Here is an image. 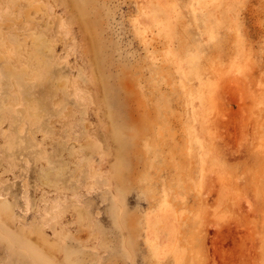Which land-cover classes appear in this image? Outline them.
Wrapping results in <instances>:
<instances>
[{"label":"rangeland","instance_id":"1","mask_svg":"<svg viewBox=\"0 0 264 264\" xmlns=\"http://www.w3.org/2000/svg\"><path fill=\"white\" fill-rule=\"evenodd\" d=\"M160 2L0 0V264H264V0Z\"/></svg>","mask_w":264,"mask_h":264},{"label":"bare ground","instance_id":"2","mask_svg":"<svg viewBox=\"0 0 264 264\" xmlns=\"http://www.w3.org/2000/svg\"><path fill=\"white\" fill-rule=\"evenodd\" d=\"M158 2H159V5H160L161 9L163 10L164 9L163 8V4L160 2V0H158ZM152 20L156 23V27L162 25V23H161L158 15L153 16V19ZM70 89L72 90V93L74 95L78 96L80 94L74 86L73 87H70ZM80 95H82V94H80ZM83 98L86 100V97L85 96ZM94 99H95V101H98V102L100 101V99L98 97V94L96 96L94 95ZM95 103H97V102H95ZM94 140L98 141L99 139L97 140L96 138H94ZM96 141H94V142H96ZM113 185H114V183H113ZM118 192H120V191H118ZM118 192H117V195H116V204H115V207H116V210H117L118 219L120 220V218H121V212H122V209L124 208V205H123V202H122L123 199L118 195ZM167 208H168V206H167ZM168 211H170L169 208H168ZM172 218H174V215H172ZM173 221H174V219H173ZM161 222H166V224H167V222H168L167 211H165L161 215H158V216L155 217V223L156 224L157 223H161Z\"/></svg>","mask_w":264,"mask_h":264}]
</instances>
